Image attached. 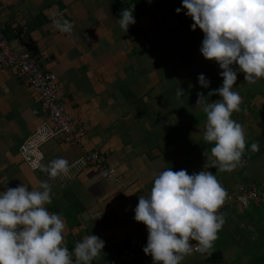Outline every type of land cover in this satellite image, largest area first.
<instances>
[{"label": "crops", "instance_id": "0c3cea01", "mask_svg": "<svg viewBox=\"0 0 264 264\" xmlns=\"http://www.w3.org/2000/svg\"><path fill=\"white\" fill-rule=\"evenodd\" d=\"M135 24L124 32L117 20L131 9ZM182 0H0V25L15 52L27 51L58 76L68 112L88 123L83 146L56 140L43 147V165L62 157L72 165L97 150L117 178L80 167L70 177L50 178L32 171L20 147L46 120L39 98L14 72L0 71V191L23 183L52 187L50 212L66 221L64 242L71 252L86 235L105 242L92 263L111 260L131 237L147 240L146 226L134 220L140 195L150 192L156 174L171 168L188 174L204 170L213 146L203 140L206 115L196 106L198 93L208 96L222 86V69L199 51L203 32L191 29ZM62 15L73 24L71 35L53 27ZM204 74L208 88L199 85ZM182 97H177L178 89ZM234 90L242 98L232 119L245 129L243 163L232 172L211 171L224 189L239 184L264 185V81L249 84L237 73ZM258 142L259 151H251ZM225 223L210 249L214 262L189 254L182 264H264V206L231 203ZM133 264H147L136 259Z\"/></svg>", "mask_w": 264, "mask_h": 264}, {"label": "clouds", "instance_id": "9594fccd", "mask_svg": "<svg viewBox=\"0 0 264 264\" xmlns=\"http://www.w3.org/2000/svg\"><path fill=\"white\" fill-rule=\"evenodd\" d=\"M182 9L193 21L191 29L203 32L199 51L222 69L218 73L222 86L208 92L209 97H220L215 102L197 94L196 106L206 115L203 140L213 145L204 170L188 174L185 169L166 168L155 175L150 192L139 196L134 220L147 228L143 252L151 255L153 264H182L193 251L192 241L201 252L212 248L225 223L219 209L228 194L206 169L232 172L243 163L245 129L232 119L242 98L233 86L238 71L249 84L264 78V0H182L175 11L179 14ZM133 12L134 5L120 13L117 23L124 32L135 24ZM52 24L60 33H73V24L62 15ZM197 80L201 87H209L204 74ZM182 94L179 88L177 97ZM259 148L258 142L251 144V151ZM71 167L62 157L40 165L50 178L69 176ZM51 203L47 181L38 188L23 183L0 191V264H91L99 256L105 242L92 234L69 251L64 242L66 221L62 214L48 210Z\"/></svg>", "mask_w": 264, "mask_h": 264}, {"label": "built area", "instance_id": "2783aa9c", "mask_svg": "<svg viewBox=\"0 0 264 264\" xmlns=\"http://www.w3.org/2000/svg\"><path fill=\"white\" fill-rule=\"evenodd\" d=\"M0 71L14 72L16 77L35 93L46 112L45 122L37 125L20 147L21 157L32 171L41 170L40 165H43L45 158L43 147L51 140L60 141L71 147L83 146L86 141L88 123L86 119L74 117L68 112L66 103L60 96L61 85L58 76L45 70L31 53L13 51L6 36L5 27L2 25H0ZM260 80L264 81V78ZM100 156L97 150L86 152L71 165V174L67 177L76 173L80 167H89L100 171L101 177L105 180L116 179L117 169L104 166ZM64 177L58 176L53 179L58 180ZM225 190L228 195L219 212L228 209L234 202L243 208L253 204L264 206V185L257 187L243 183ZM191 243L193 244L191 254L199 256L204 261H213V252L210 250L201 252L198 250L196 241ZM146 244L147 240L133 236L129 238L127 246L118 256L92 264H133L136 259L153 264L151 255L143 252Z\"/></svg>", "mask_w": 264, "mask_h": 264}, {"label": "trees", "instance_id": "16d2710c", "mask_svg": "<svg viewBox=\"0 0 264 264\" xmlns=\"http://www.w3.org/2000/svg\"><path fill=\"white\" fill-rule=\"evenodd\" d=\"M231 188H228V189H231ZM216 259H217V255L214 254V262L216 261Z\"/></svg>", "mask_w": 264, "mask_h": 264}]
</instances>
